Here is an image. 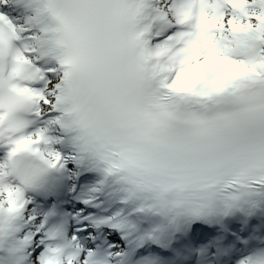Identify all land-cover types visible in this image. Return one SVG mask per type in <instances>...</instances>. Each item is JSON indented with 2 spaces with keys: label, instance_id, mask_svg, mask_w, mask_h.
<instances>
[{
  "label": "snow or ice",
  "instance_id": "6c2138e0",
  "mask_svg": "<svg viewBox=\"0 0 264 264\" xmlns=\"http://www.w3.org/2000/svg\"><path fill=\"white\" fill-rule=\"evenodd\" d=\"M0 264H264V0H0Z\"/></svg>",
  "mask_w": 264,
  "mask_h": 264
}]
</instances>
